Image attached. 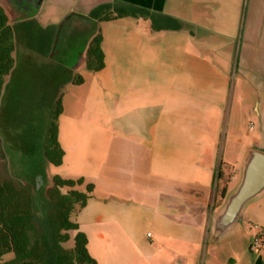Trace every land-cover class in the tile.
I'll return each instance as SVG.
<instances>
[{"label":"crops","instance_id":"1","mask_svg":"<svg viewBox=\"0 0 264 264\" xmlns=\"http://www.w3.org/2000/svg\"><path fill=\"white\" fill-rule=\"evenodd\" d=\"M116 4L151 16L88 18ZM0 6L12 26L35 25L29 65L54 61L69 24L81 25L73 30L84 41L56 61L70 69L84 51L70 69L84 81L61 89L63 163L49 169L82 179V193L94 187L71 219L98 264H264V245L252 249L264 198L229 236L210 232L216 191L235 187L248 149L264 153V0H40L27 14ZM97 29L104 68L91 72L85 54Z\"/></svg>","mask_w":264,"mask_h":264},{"label":"trees","instance_id":"2","mask_svg":"<svg viewBox=\"0 0 264 264\" xmlns=\"http://www.w3.org/2000/svg\"><path fill=\"white\" fill-rule=\"evenodd\" d=\"M140 16L151 14L116 4L99 7L88 18L111 22ZM19 25L12 26L0 6V264H98L89 253L87 236L71 219L86 206L94 187L88 185L87 193H82L75 189L84 183L82 179L66 180L49 173V166H60L64 158L59 143L61 89L66 84L79 85L84 79L71 71V78L61 83L49 107L45 98L31 110L22 107L26 105L20 97L14 101L10 78L22 66L24 50L35 41L33 30H19ZM102 42V31L97 29L85 54L88 71L104 68ZM44 79L39 77V84L30 94L39 90ZM14 105L19 114L11 117L9 110ZM216 192L220 200L215 208L228 190L224 187ZM71 233L75 234L73 246L68 247Z\"/></svg>","mask_w":264,"mask_h":264},{"label":"water","instance_id":"3","mask_svg":"<svg viewBox=\"0 0 264 264\" xmlns=\"http://www.w3.org/2000/svg\"><path fill=\"white\" fill-rule=\"evenodd\" d=\"M68 29L64 23L60 26L59 40L63 39V34ZM83 54L84 51L80 52L75 61L68 65L70 69L75 70L80 67L84 62ZM262 198H264V153L248 149L238 183L226 195L217 211L212 214L211 235L218 239L229 236L241 221L246 209Z\"/></svg>","mask_w":264,"mask_h":264},{"label":"rangeland","instance_id":"4","mask_svg":"<svg viewBox=\"0 0 264 264\" xmlns=\"http://www.w3.org/2000/svg\"><path fill=\"white\" fill-rule=\"evenodd\" d=\"M22 27H25V29H31L33 30L35 25L31 26H25L19 25V30L22 29ZM21 28V29H20ZM37 31H39L41 34H44L48 41L50 42L53 40V34L52 29L45 30L40 29V27L37 26ZM33 46V44H32ZM26 54H22L21 63L22 66L20 69L10 78V82L12 84V98L15 101L19 97L22 99L23 104L26 106H22L25 109L31 110L33 109V106L36 102H38L40 99L45 98L47 99V105L51 104L52 100L57 96L59 92V86L61 83L66 81L71 77V70L68 69L66 66H64L61 63L54 61H50L46 64H36V65H29L27 60ZM81 74V72H79ZM73 76V75H72ZM39 77H44L45 79L41 81L39 85V90L36 93L30 94V91H32L38 84H39ZM9 80V79H8ZM16 103V102H15ZM14 105L9 110V116L13 117V115L16 113L19 114V109H15ZM18 157H15V160H17ZM55 168L49 169L50 175H53L56 173L54 171ZM232 237H235L236 235H239V232L232 234ZM72 244H69L68 247H72ZM9 258V257H8Z\"/></svg>","mask_w":264,"mask_h":264},{"label":"flooded vegetation","instance_id":"5","mask_svg":"<svg viewBox=\"0 0 264 264\" xmlns=\"http://www.w3.org/2000/svg\"><path fill=\"white\" fill-rule=\"evenodd\" d=\"M7 2H8V4L11 6V7H13V8H15V9H17L21 14H27L29 11H31V9L33 8V5L36 3V2H39L40 0H6ZM69 22V21H68ZM69 26L72 28V32H71V38H70V40L69 41H67L66 43H65V46H61V47H59V49H56L53 53H52V58L54 59V60H56V61H61V56H63L64 55V53H66V49H65V47L67 46V47H71V46H73L76 42H77V40H79V38H80V40H82V41H84V39H85V36L84 37H80L79 36V38L77 37V35H75V33H74V30L73 29H75L74 28V26H76V28H77V26L79 27H81V25L80 24H77V22H73V23H70L69 24Z\"/></svg>","mask_w":264,"mask_h":264},{"label":"built area","instance_id":"6","mask_svg":"<svg viewBox=\"0 0 264 264\" xmlns=\"http://www.w3.org/2000/svg\"><path fill=\"white\" fill-rule=\"evenodd\" d=\"M148 236H151V233H148ZM263 245H264V232L260 231L257 235L253 237L252 249L259 251L261 250Z\"/></svg>","mask_w":264,"mask_h":264}]
</instances>
